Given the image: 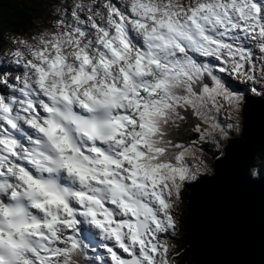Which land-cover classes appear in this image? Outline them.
<instances>
[{"label": "snow or ice", "instance_id": "obj_1", "mask_svg": "<svg viewBox=\"0 0 264 264\" xmlns=\"http://www.w3.org/2000/svg\"><path fill=\"white\" fill-rule=\"evenodd\" d=\"M39 2L0 36V264H177L250 100L230 81L264 97V0Z\"/></svg>", "mask_w": 264, "mask_h": 264}, {"label": "water", "instance_id": "obj_2", "mask_svg": "<svg viewBox=\"0 0 264 264\" xmlns=\"http://www.w3.org/2000/svg\"><path fill=\"white\" fill-rule=\"evenodd\" d=\"M244 117L243 134L230 142V156L220 164L215 179L207 178L199 194L192 189L182 208L196 264H264V193L247 175L264 147V99L245 107ZM229 186L234 188L233 197L227 195L232 191ZM251 228L259 235L247 243L242 232L251 233L247 230Z\"/></svg>", "mask_w": 264, "mask_h": 264}, {"label": "trees", "instance_id": "obj_3", "mask_svg": "<svg viewBox=\"0 0 264 264\" xmlns=\"http://www.w3.org/2000/svg\"><path fill=\"white\" fill-rule=\"evenodd\" d=\"M39 6V0H0V36L5 37L9 29L18 33L21 30H31V21L46 17L40 11ZM183 225L184 234L181 248L177 246V250L180 252L179 259L182 264H195V258L190 248V232L185 219Z\"/></svg>", "mask_w": 264, "mask_h": 264}, {"label": "bare ground", "instance_id": "obj_4", "mask_svg": "<svg viewBox=\"0 0 264 264\" xmlns=\"http://www.w3.org/2000/svg\"><path fill=\"white\" fill-rule=\"evenodd\" d=\"M214 171L217 173L216 169H214ZM216 173H215V174H216ZM228 188L232 189V191H231V192H227V195H228L229 197H233V196H235L234 188H233V187H230V186H229ZM235 190H236V189H235ZM242 206H243V205H242ZM247 230H250L251 233H249L248 231H246V232H242V235L246 236V238H247V243H249V242L252 243V242H253L252 239H254L256 236H258L259 233H258L255 229H253V228H251V229H247ZM244 242H245V237L242 238V239L239 241L240 244H244ZM244 248H246L245 245H244Z\"/></svg>", "mask_w": 264, "mask_h": 264}, {"label": "rangeland", "instance_id": "obj_5", "mask_svg": "<svg viewBox=\"0 0 264 264\" xmlns=\"http://www.w3.org/2000/svg\"><path fill=\"white\" fill-rule=\"evenodd\" d=\"M61 2H63V0H61ZM41 6H44L43 4H41ZM43 12L45 13V6L43 7Z\"/></svg>", "mask_w": 264, "mask_h": 264}]
</instances>
